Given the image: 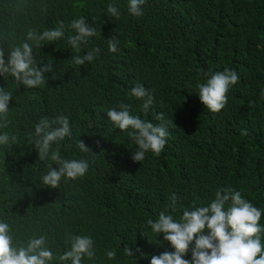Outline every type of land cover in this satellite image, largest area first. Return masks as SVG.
I'll return each instance as SVG.
<instances>
[{"label":"trees","instance_id":"obj_1","mask_svg":"<svg viewBox=\"0 0 264 264\" xmlns=\"http://www.w3.org/2000/svg\"><path fill=\"white\" fill-rule=\"evenodd\" d=\"M128 2L31 0L33 6L25 8L22 0H0V25L9 21L12 43L25 40L29 27L65 25L63 38L33 49L37 67L53 66L44 74L46 85L28 89L0 81L13 94L9 125L0 134L17 137L15 144L0 146V220L10 225L14 244L45 235L59 256L70 247L69 234L87 235L95 257L82 264H150L152 256L174 249L146 220L161 211L179 220L194 202L210 204L221 188L239 191L260 208L264 226V0H145L140 17L128 12ZM109 4L118 8V18L108 14ZM80 17L96 36L77 53L68 44L75 35L68 25ZM113 37L115 53L108 50ZM93 47L101 48L93 62L72 63L74 55ZM7 55L5 46L6 61ZM224 69L240 79L229 89L226 106L212 113L200 102L196 85L206 81L205 74ZM137 83L154 95L147 112L129 95ZM120 103L153 124L161 123L156 116L163 114L169 135L159 156L149 152L140 162L132 160L137 146L106 115ZM57 115L68 117L71 135L52 150L59 148L64 159L87 160L89 169L83 178H62L59 188H49L42 174L59 166L38 159L31 134L41 117ZM78 140L91 152H82ZM173 193L175 211L167 207ZM124 247L140 252L125 256ZM110 250L115 259L107 258ZM184 259H191L190 251Z\"/></svg>","mask_w":264,"mask_h":264},{"label":"clouds","instance_id":"obj_2","mask_svg":"<svg viewBox=\"0 0 264 264\" xmlns=\"http://www.w3.org/2000/svg\"><path fill=\"white\" fill-rule=\"evenodd\" d=\"M145 0H129L128 12L134 17L143 15L142 5ZM22 6L29 8L31 0H22ZM40 18L44 20L46 5L40 7ZM107 12L112 17H119L120 12L114 4H109ZM64 23L61 21L55 29L38 31L29 27L25 33V40L12 43L13 29L9 21L0 25V81L2 78L15 81L28 89L46 85V72H52L50 62L43 67H37L33 55L34 47L40 48L44 42H53L64 37ZM68 27L75 35L68 37V44L79 53L81 46L88 43L90 37L96 36V29L91 27L80 17L71 21ZM118 39L113 37L108 40V50L117 52ZM5 46L7 47V61L5 60ZM100 47H93L85 55H74V65H84L93 62L100 54ZM208 76L205 82L197 83L200 102L212 113L220 112L227 104L229 89L238 83L240 77L234 70L224 69ZM12 92L6 91L0 85V128L9 125V101ZM129 95L142 101L141 109L147 112L154 103V95L151 90L137 83L131 88ZM260 97L264 99V89H261ZM249 107L255 105V101L248 102ZM130 104L120 103L117 107L106 112L108 121L114 128L121 132H127L128 136L137 146L132 155L133 161H142L146 153L159 156L163 151L167 137L168 127L163 122L162 113H158L156 119L162 121L153 124L130 114ZM247 130L242 135H247ZM71 135L69 119L64 115L54 118L41 117L35 125L31 138L38 153V159L51 160L58 165V170L49 166L46 174H42V183L49 188H59L63 179L75 181L83 178L89 169V162L84 159H64L59 148L52 150V145ZM17 142L15 135L7 132L0 134V146H10ZM78 147L82 152L91 150L78 140ZM178 197L173 193L167 206L175 211ZM262 210L244 199L239 191L231 188H221L215 192V198L207 206H196L193 203L190 209H185L179 220L170 214L161 211L158 217L146 220L153 233L163 234V240L167 241L174 251H165L158 256H152L150 264H264V243L261 234H264V226L260 224ZM207 230V234H205ZM67 243L70 247L61 255H54L48 247V237L33 236L23 242L14 244L10 225L0 220V264H50L58 260L59 264H82L86 257L94 259V241L87 235L69 234ZM191 252V259L184 256ZM139 248L134 251L130 247L123 248L125 256L134 257ZM108 259H115V251H107Z\"/></svg>","mask_w":264,"mask_h":264}]
</instances>
